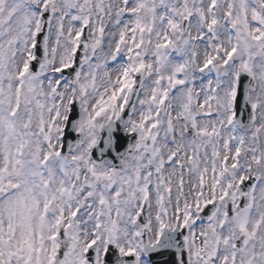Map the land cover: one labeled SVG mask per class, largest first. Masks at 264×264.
Instances as JSON below:
<instances>
[{"label":"snow or ice","instance_id":"6c2138e0","mask_svg":"<svg viewBox=\"0 0 264 264\" xmlns=\"http://www.w3.org/2000/svg\"><path fill=\"white\" fill-rule=\"evenodd\" d=\"M0 264H264V0H0Z\"/></svg>","mask_w":264,"mask_h":264}]
</instances>
